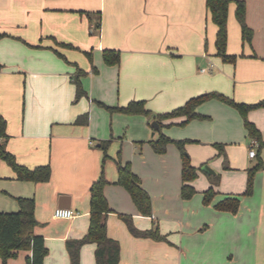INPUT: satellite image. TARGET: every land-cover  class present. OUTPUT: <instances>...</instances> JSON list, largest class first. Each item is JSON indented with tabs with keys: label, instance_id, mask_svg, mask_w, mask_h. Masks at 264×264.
Listing matches in <instances>:
<instances>
[{
	"label": "crops",
	"instance_id": "1",
	"mask_svg": "<svg viewBox=\"0 0 264 264\" xmlns=\"http://www.w3.org/2000/svg\"><path fill=\"white\" fill-rule=\"evenodd\" d=\"M245 2L253 37L243 41L231 1L227 50L238 54L232 62L218 54V26L207 0H0V111L8 121L7 146L28 167L52 168L48 180L36 182L18 179L1 161L0 210H18V196L35 198L34 231L49 250L44 264H72L67 242L87 233L90 187L103 171L111 207L107 231L120 243L119 264H264V144L248 135L241 112L214 98L197 107L209 118L183 124L185 117L178 116L158 129L144 113L107 107L142 99L154 113L166 112L212 90L239 102L264 100V0ZM105 48L118 50L120 62L108 64ZM78 68L85 71L80 80L86 92L77 99ZM86 112L88 122L76 123ZM248 118L264 140V106L249 110ZM161 132L187 140L198 167L191 198L182 195L177 144L159 153L151 143ZM103 140H110L107 158ZM252 146L256 156L249 153ZM118 159L141 177L152 214L141 212L118 183ZM259 160L253 191L246 193L249 168ZM206 163L216 172L202 169ZM211 186L217 192L206 204L204 191ZM227 196L239 197L236 212L217 208ZM58 207L74 209L75 216H55ZM125 216L139 229L158 227L161 237L134 234ZM96 248L83 244L78 264H97ZM31 255V248L20 249L7 264H29Z\"/></svg>",
	"mask_w": 264,
	"mask_h": 264
},
{
	"label": "trees",
	"instance_id": "2",
	"mask_svg": "<svg viewBox=\"0 0 264 264\" xmlns=\"http://www.w3.org/2000/svg\"><path fill=\"white\" fill-rule=\"evenodd\" d=\"M231 1H236V16L242 27V37L244 42H251L253 30L246 22V2L245 0H207V8L212 19L218 26L216 45L218 54L224 61L235 62L238 54L229 53L228 44V12ZM90 59L91 53L87 52ZM103 56L108 64H116L121 60L120 52L113 48H105ZM2 64L0 63V69ZM85 73L78 68V75L74 81L77 85V96L80 98L85 94L80 76ZM219 99L236 107L244 117V124L248 130V135L256 139L260 144H264L262 133L253 121L248 118L249 110L264 106V100L255 103H245L236 101L233 97L218 91L212 90L189 98L184 104L166 112L154 113L153 110L146 106L145 100L133 99L127 105L120 107L107 106L110 110H121L127 113H144L152 119L160 123V127L171 125L173 122L166 123L165 120L173 119L178 116L185 118L181 123H188L194 118H206L207 114H203L197 110V107L204 101L210 99ZM89 113H83L77 117L76 123H87ZM8 121L0 111V165L1 161L8 162L16 173L18 179L32 181H46L51 177L52 168L50 164H40L33 168L20 163L16 155L8 149L7 139L9 133L7 130ZM176 143L182 154V195L184 198H191L197 191L192 183L198 176V167L193 163L191 155L186 148L185 139H175L161 132L159 139H152L151 143L154 149L159 153L167 151L169 143ZM110 140L101 141V146L105 149V158L108 157L107 149ZM220 145V144H218ZM120 158V156H119ZM263 164L261 160L254 166L249 168V178L246 193L253 191L254 176L256 170ZM118 183L124 185L139 208L144 214H152V197L149 191L142 185L141 177L133 170L130 162L123 163L118 159ZM216 183L219 182L220 176H215ZM104 171L101 176L93 181L90 187L91 191V209L90 224L87 233L82 238L72 239L67 242V249L71 256L72 264H78L80 261V251L83 244L88 242L96 243L95 251L97 264H119L121 257V246L117 239L109 236L107 231L106 214L111 211L109 201L105 194V186L108 183ZM214 186L204 191V202L209 204L212 202L216 194ZM20 208L18 210L3 211L0 210V256L3 264H7L10 257L17 255L18 250L23 248H31L32 255L29 257V264H44L45 257L48 253L45 237L34 231L38 220L35 216V198L28 196L17 197ZM240 199L238 196H227L221 200L216 206L221 210H230L236 212L239 209ZM131 230L139 236H151L160 238L158 227L151 229L137 228L131 217L125 216Z\"/></svg>",
	"mask_w": 264,
	"mask_h": 264
},
{
	"label": "built area",
	"instance_id": "3",
	"mask_svg": "<svg viewBox=\"0 0 264 264\" xmlns=\"http://www.w3.org/2000/svg\"><path fill=\"white\" fill-rule=\"evenodd\" d=\"M249 153L251 156L257 155V150H256L255 146H252V148H250ZM75 213H76L75 210L72 208L58 207L55 210V216L62 217V218H71V217L75 216Z\"/></svg>",
	"mask_w": 264,
	"mask_h": 264
},
{
	"label": "water",
	"instance_id": "4",
	"mask_svg": "<svg viewBox=\"0 0 264 264\" xmlns=\"http://www.w3.org/2000/svg\"><path fill=\"white\" fill-rule=\"evenodd\" d=\"M152 125L155 128H159L160 127V123L157 120H153L152 121ZM202 169H204V170H206L208 172H211V173H215L216 172L208 163L203 164Z\"/></svg>",
	"mask_w": 264,
	"mask_h": 264
},
{
	"label": "rangeland",
	"instance_id": "5",
	"mask_svg": "<svg viewBox=\"0 0 264 264\" xmlns=\"http://www.w3.org/2000/svg\"><path fill=\"white\" fill-rule=\"evenodd\" d=\"M206 118H209V117H206ZM187 151H188V153L190 154V152H189V150L187 149ZM209 164V163H208ZM203 166V165H202ZM202 166H201V168H202Z\"/></svg>",
	"mask_w": 264,
	"mask_h": 264
}]
</instances>
